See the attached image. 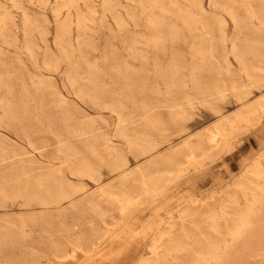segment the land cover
I'll use <instances>...</instances> for the list:
<instances>
[{
    "label": "rangeland",
    "instance_id": "obj_1",
    "mask_svg": "<svg viewBox=\"0 0 264 264\" xmlns=\"http://www.w3.org/2000/svg\"><path fill=\"white\" fill-rule=\"evenodd\" d=\"M222 2L234 11L237 24L224 11L211 7L209 0L191 4L187 0H0V182L1 176L24 168L35 176L49 172L54 180L59 179L56 172L60 170L64 180L83 186L80 195L60 206L39 205L33 198L42 193L33 187L10 201L0 198V264H264V111H260L264 110V70L257 73V82L245 73L248 67L264 65V26L259 23L264 21V0ZM172 3L188 11L192 20L205 18L211 31L199 35L185 28L174 18ZM236 39L239 43L255 40L261 47L241 62L240 53L231 47ZM204 47L213 51V67L210 74L200 73L198 81L200 87L210 85L213 96L209 101L200 97L192 80L195 53ZM175 62L183 64L184 92L169 83ZM76 64L79 73L97 76L111 109L76 98L67 83L68 69ZM142 83L148 88L147 111L137 90ZM81 84L89 86L86 80ZM40 85L45 89L43 104L38 102ZM251 105L259 106L250 109ZM118 108L125 124L114 111ZM244 108L250 115L248 110L241 113ZM184 113L183 119L176 117ZM240 114L247 116L237 119ZM65 118L78 126L76 133H62L60 123ZM86 123L92 124L91 135L99 144H106L114 157L127 161L123 171L113 172L91 157L88 147L93 137L81 128ZM217 129L221 136L215 142L212 135ZM137 133L148 134L157 149L146 156L133 152L130 140ZM60 134L66 135L81 161L87 159L97 167L100 183L70 176L65 155L59 151ZM30 141L35 143L31 146ZM127 174L135 179L133 184L125 183ZM144 180L156 183L145 188ZM31 181L4 183L17 188ZM127 196L133 198L130 203L124 200ZM91 201L105 215L91 211L86 206ZM185 210L190 219H180ZM117 223H136L129 234L140 241L110 244L113 233L125 236V230L117 227L106 233L105 228L112 229ZM101 236L106 243L95 244ZM77 238H84L87 243L82 248L90 251L82 250L73 259L66 257L65 262L53 261L51 241L66 244Z\"/></svg>",
    "mask_w": 264,
    "mask_h": 264
},
{
    "label": "bare ground",
    "instance_id": "obj_2",
    "mask_svg": "<svg viewBox=\"0 0 264 264\" xmlns=\"http://www.w3.org/2000/svg\"><path fill=\"white\" fill-rule=\"evenodd\" d=\"M176 1V0H175ZM187 1H190V4H191V2H194V0H187ZM171 2V1H170ZM249 2V1H248ZM250 2H251V0H250ZM65 3V2H64ZM69 3H70V1H69ZM72 3V2H71ZM251 4V3H250ZM61 5V4H60ZM189 5V4H188ZM209 5L211 6V7H213V8H215V9H218V10H222V11H224L225 13H227L228 15H230L232 18V21H233V19H235V23L237 24V22H236V16L235 15H233L234 13V11L232 12L231 10V7H229L226 3H223L222 2V0H209ZM172 6L174 7V11H173V16H174V18H177L178 20H180L181 22H182V24L185 26V28H187V29H189V30H195L196 31V33H198L199 35L201 34V32H203V31H211V28H212V26H211V24L209 23V21H207L205 18H201V19H199V20H192V19H190V16H189V13H187V12H185L184 10H182V8L179 6V4L178 3H172ZM195 6V5H194ZM57 7V6H56ZM65 7V6H64ZM59 8V7H58ZM160 8V4H159V2H158V9ZM192 8H194L193 6H192ZM252 9V8H251ZM57 10V9H56ZM56 10H55V12H56ZM260 10V9H259ZM59 11V9L57 10V13H59L58 12ZM163 11V10H162ZM254 11V10H253ZM54 12V13H55ZM168 12V11H167ZM205 12V11H204ZM5 13V12H4ZM201 14V13H200ZM199 14V15H200ZM205 15H206V13H204ZM203 14V15H204ZM153 16V15H152ZM192 16V15H191ZM196 18H197V15L195 16ZM199 17V16H198ZM257 17L258 16H256V19H257ZM157 18V17H156ZM200 18V17H199ZM155 19V18H154ZM194 19V18H193ZM150 20V19H149ZM221 20V19H220ZM239 20V19H238ZM261 21V20H260ZM151 23V22H150ZM161 23H162V17L161 18H159L158 19V31H160L161 29L159 28V26H161ZM220 23H222L221 21H220ZM224 23V22H223ZM233 23H234V21H233ZM239 23V22H238ZM259 23H261V25H262V27L264 26V21H262V22H259ZM29 25V24H28ZM221 25V24H220ZM3 26H5V25H3ZM152 26H153V23H152ZM155 26V25H154ZM183 26V27H184ZM236 26H238V25H236ZM261 27V26H260ZM261 27V28H262ZM174 28V27H173ZM238 28H240L239 26H238ZM35 35V34H34ZM202 36V35H201ZM210 36V35H209ZM226 37V36H225ZM225 37H223V39L225 38ZM162 39V37H161V35H159L158 36V48L161 46V43H160V40ZM201 39V38H200ZM156 41V40H155ZM225 40H223V42H224ZM226 42V41H225ZM224 42V43H225ZM229 42H230V40H229ZM259 42H262V40L260 41L259 40ZM193 44V43H192ZM264 43H262V46H264L263 45ZM213 46V44H210V46ZM225 45H226V43H225ZM231 46V45H230ZM258 46H260L261 47V45H260V43H258V41H255V40H250V41H248V40H246V41H244V42H240L239 43V39H236V40H234L233 41V43H232V48H233V52L234 53H240V61L241 62H244L245 60H246V58L248 57V55L249 54H251L252 53V55H254V54H257V50H255V49H257V48H260V47H258ZM191 47H193V45H191ZM225 47V46H224ZM211 48V47H210ZM213 48V47H212ZM231 48V49H232ZM226 49V48H225ZM230 49V48H229ZM212 51V50H211ZM211 51H210V49H207V48H203V49H199V50H197L196 51V53H195V59H196V64H195V68H194V72H193V74H192V80L194 81H196V83H194V89H196L197 91H199V94H200V97L202 96V97H204L205 98V100L207 99L208 101L209 100H211V98H212V90H211V87H209L210 85L207 83L206 85H204L203 87H200V84H199V81H198V76L200 75V73H202V72H207V73H209L210 74V71H211V69H212V67H213V65H212V57H213V55H212V53H211ZM262 51V50H261ZM213 52V51H212ZM232 52V51H231ZM176 54V53H175ZM230 54V53H229ZM232 54V53H231ZM64 55H66V54H64ZM225 55V54H224ZM228 55V54H227ZM226 55V56H227ZM234 55V54H233ZM238 56V55H237ZM237 56H234L235 58H237ZM232 57V56H231ZM179 58V57H178ZM214 58V57H213ZM234 58V59H235ZM67 59V58H66ZM65 59V60H66ZM173 59H175V58H173ZM238 59V60H239ZM68 60V59H67ZM215 60V59H214ZM236 60V59H235ZM237 61V60H236ZM69 65V64H68ZM183 67V64L181 63V62H175V64L173 65V67H172V69H171V71H170V74H169V76H168V78H169V83H170V86L171 87H173V88H176V89H178V90H180V91H182V92H184V89L186 88V83L185 82H183V79H184V75L180 72V69ZM48 68V67H47ZM48 69H50V67L48 68ZM55 69V68H54ZM53 69V70H54ZM57 69V68H56ZM77 69H78V66H77V64L76 65H73V66H71V67H69V69H68V71H69V80H68V82L67 83H69V86H70V88L73 90V92H74V94H75V96H76V98H78L80 101H82V102H86V103H91L92 105H94L95 107H97V108H101V109H111V107L113 106V105H111V103L108 101V98L105 96V94H104V92L101 90V88H100V86L98 85V83H97V76L96 75H94V74H92V73H87V74H81V73H79L78 71H77ZM50 70H52V69H50ZM90 70V69H89ZM264 70V65L263 66H261V67H248V68H246L245 69V73H246V75L248 76V78L249 79H251V81H254V82H257L259 79H258V77H257V73H259V72H261V71H263ZM158 71V70H157ZM45 72V71H44ZM56 72V71H55ZM166 72H167V69H166ZM229 72V71H228ZM242 72V71H241ZM243 72H244V70H243ZM157 73V72H156ZM161 73V72H160ZM244 73V74H245ZM228 74V73H227ZM243 75V74H242ZM162 76V75H161ZM166 76H167V73H166ZM246 76V77H247ZM105 77H107V76H105ZM157 77H159L158 75H157ZM204 77V76H203ZM163 78V77H162ZM162 78H161V81H162ZM159 79V78H158ZM166 79H167V77H166ZM247 79V78H246ZM81 80H86L88 83H89V86L88 87H86V86H83L82 84H81ZM160 80V79H159ZM164 80H165V78H164ZM129 82H131V79H129L128 80ZM225 84V83H224ZM208 85V86H207ZM234 86V85H233ZM137 88H139V89H137L138 90V92H139V95H140V97H141V105H142V108L145 110V111H147L149 108H150V103L147 101V99H148V88H147V86H146V84L145 83H142V84H140V85H138L137 86ZM37 90H38V94H39V103L40 104H43V102H44V96H45V93H44V91H45V89H43L42 87H41V85L40 86H38L37 87ZM170 90H171V88H170ZM124 92H125V90H123ZM132 91V90H131ZM169 91V90H168ZM248 92V91H247ZM217 93V92H216ZM222 93V89H219V91H218V94L220 95ZM59 95V94H58ZM172 95V94H171ZM238 95V94H237ZM61 96V95H60ZM127 96V95H126ZM55 97V96H54ZM170 97V96H169ZM61 98V97H60ZM63 98V97H62ZM130 99V98H129ZM225 99V98H224ZM237 99V98H236ZM242 100V99H241ZM245 100V99H244ZM129 101H132V100H129ZM259 102V101H258ZM64 103V102H63ZM256 103V102H255ZM259 103H261V100H260V102ZM263 104H264V102H263ZM209 105V104H208ZM253 105V104H252ZM250 106V109L252 108V107H254V106ZM136 106V105H135ZM256 106V105H255ZM259 106V105H258ZM258 106H256V108L258 107ZM137 107V106H136ZM248 107V106H247ZM255 108V107H254ZM255 108V109H256ZM260 108H261V105H260ZM259 108V109H260ZM4 109V108H3ZM37 109V108H36ZM245 109V108H244ZM263 109H264V105H263ZM247 110H248V108H247ZM246 109H245V112H241V113H246V111H247ZM253 110V109H252ZM2 111V110H1ZM7 111L8 110H6V113H4L5 115H4V117H6V114H8L7 113ZM37 111V110H36ZM79 111V110H78ZM83 111V110H82ZM115 112H117L118 114H119V116H120V120H121V123L122 124H125V122H126V119H125V117L123 116V114L121 113L122 111L121 110H119V108L118 109H116V110H114ZM244 111V110H243ZM251 111V110H250ZM260 111H262L261 113H263V111L264 110H260ZM2 112H5V110L4 111H2ZM253 112L255 113L256 112V110L254 111L253 110ZM257 112H259L258 110H257ZM240 113V112H239ZM252 113V112H251ZM236 114V113H235ZM247 114V113H246ZM246 114H243V115H241L240 114V117L241 116H247V115H250L249 114V110H248V114L246 115ZM256 114H258V113H256ZM11 116H12V114H10ZM252 115V114H251ZM254 115V114H253ZM252 115V116H253ZM232 116V115H231ZM8 118H9V115L7 116ZM177 118H179V119H183L184 117H185V113H184V115H182V114H178L177 116H176ZM230 117V116H229ZM237 117H238V115H237ZM249 117V116H248ZM1 118V117H0ZM3 118V117H2ZM2 118H1V120H2ZM7 118V119H8ZM236 118V117H235ZM247 118V117H246ZM5 119V118H4ZM16 119V118H15ZM86 119H88V118H86ZM118 119V118H117ZM227 119V118H226ZM237 119H242V117L241 118H237ZM237 119H235L236 121H237ZM72 120V119H71ZM89 120V119H88ZM143 120V119H142ZM244 120V119H243ZM247 120H249V118H247ZM16 121V120H15ZM239 121V120H238ZM245 121V120H244ZM8 122V121H7ZM11 122V121H10ZM13 122V121H12ZM146 122V121H145ZM222 122H224V121H222ZM225 122H227L226 120H225ZM16 123V122H15ZM18 123V122H17ZM45 123V122H44ZM233 123H235V122H233ZM237 123H239V122H237ZM14 124V123H13ZM145 124H147V123H145ZM219 124V123H218ZM223 124V123H222ZM227 124V123H226ZM229 124V123H228ZM240 124V123H239ZM245 124V123H244ZM55 125V123H53V122H51L50 123V126L51 127H53ZM217 125V124H216ZM230 125V124H229ZM242 125V124H241ZM222 126V125H221ZM221 126H220V128H221ZM234 126V125H233ZM14 127V126H13ZM226 127V126H225ZM225 127H223V128H225ZM236 127V126H235ZM60 128H61V131H62V133H64V134H67V133H76L78 130H79V128H78V126H76V125H74V124H72V123H70L66 118L65 119H62L61 120V123H60ZM81 128L83 129V130H86L87 132H88V136H89V138H92V140H91V142L89 143V153L91 154V157L93 156V157H95L98 161H99V163L102 165V166H104V167H106V168H108L109 170H113V172H115V171H123L126 167H127V165H128V163H127V161H125V160H123V159H120V158H116V156L114 157L113 156V153H112V151H111V149L106 145V144H104V145H101V144H99V142L96 140V137H94V136H92L91 135V133H92V124L91 123H86V124H84V125H82L81 126ZM227 128V127H226ZM225 128V129H226ZM123 129L124 130H126L125 128H124V126H123ZM159 129V128H158ZM219 129V128H218ZM217 129V130H218ZM230 129H231V126H230ZM240 129V128H239ZM213 130V129H212ZM216 131V130H215ZM221 131H224V129H221ZM226 131V130H225ZM224 131V132H225ZM233 131V130H232ZM232 131H231V133H232ZM237 131V130H236ZM240 131V130H239ZM45 133V132H44ZM208 133V132H207ZM211 133H213V132H211ZM228 133V132H227ZM121 134H122V132H121ZM120 134V135H121ZM222 134H223V132H222ZM120 135H119V137H120ZM237 135V134H236ZM197 136V135H196ZM211 136V135H210ZM212 136H213V138H212ZM211 136V138H212V140L214 141V140H218V138L221 136V133L219 132V130H218V132L215 134V136L214 135H212ZM224 136V135H223ZM229 136V135H228ZM57 137H58V139H59V141H60V143H61V147H60V152L62 153V154H64L65 155V160L64 161H66L67 163H68V168H69V173H70V176L72 175V176H74L75 178L77 177V178H88V180L90 179V181L91 182H95V183H100L101 182V180H102V175L100 174V172H99V170L97 169V167L92 163V162H87L86 160H84V161H81V159L80 158H78V155H79V153H78V151L77 150H75L74 148H73V146L71 145V144H68V142H67V139H66V135H62V134H60V135H57ZM225 137V136H224ZM230 137V136H229ZM231 137H233L232 135H231ZM193 138V137H192ZM226 138V137H225ZM228 138V137H227ZM79 139V138H78ZM127 139H130V138H127ZM221 139V138H220ZM230 139V138H229ZM191 140V139H190ZM202 140V139H201ZM211 139H210V141H212ZM217 140L215 141V142H217ZM222 140H224L223 139V137H222ZM228 140V139H227ZM208 141V140H207ZM206 141V142H207ZM210 141H209V143H210ZM35 143V141H30V144H31V146L33 145ZM59 143V144H60ZM110 143V142H109ZM203 143H205V142H203ZM225 143H227L226 141H225ZM229 143H231V142H229ZM189 144V143H188ZM187 144V145H188ZM208 144V143H207ZM212 144V143H211ZM213 144H214V142H213ZM191 145V144H190ZM210 145V144H209ZM218 145V144H217ZM60 146V145H59ZM200 146V145H199ZM219 146V145H218ZM85 147V146H84ZM157 147H158V145L151 139V137L148 135V134H141V133H137L135 136H132L131 137V140H130V147L129 148H131V150L133 151V152H135V153H137V154H139V155H141V156H146V155H149V154H151L152 152H154L156 149H157ZM192 147V146H191ZM195 147V146H194ZM197 147H198V145H197ZM128 148V149H129ZM181 148V147H180ZM184 148V147H183ZM227 148H228V146H227ZM179 149V148H178ZM189 149V148H188ZM193 149V148H192ZM199 149H201V146L199 147ZM217 149H218V147H217ZM191 150V149H190ZM225 150V149H224ZM197 152H198V149L196 150ZM204 151V150H203ZM203 151H201V152H203ZM188 152V151H187ZM193 152V151H192ZM194 152H195V149H194ZM220 152V151H219ZM196 153V152H195ZM4 154V153H3ZM173 154H175V152H173ZM172 155V154H171ZM180 155V154H179ZM185 155V154H184ZM194 155V154H193ZM63 156V155H62ZM173 156V155H172ZM175 156H177V155H175ZM195 156V155H194ZM194 156H193V158H194ZM160 157H161V155H160ZM168 157V156H167ZM181 157H183V156H181ZM187 157V156H186ZM114 158V159H113ZM175 158H177L178 159V157H175ZM188 158V157H187ZM191 158V157H190ZM192 158V159H193ZM196 158V157H195ZM205 158V157H204ZM184 159V158H183ZM153 160V159H152ZM151 160V161H152ZM156 161H157V159H155ZM159 160V159H158ZM167 160V159H166ZM185 160H187L186 158H185ZM189 160L190 159H188V163L190 164V163H193V162H189ZM195 160V162H196V159H194ZM198 160V159H197ZM202 160V159H201ZM193 161V160H192ZM154 162V161H153ZM152 162V163H153ZM163 162V161H162ZM165 162V161H164ZM163 162V163H164ZM172 162H174V161H172ZM176 163L175 164H178L177 163V161H175ZM162 163V165H163V167H164V165L165 164H163ZM156 164V163H155ZM159 164V163H158ZM167 164H168V162H167ZM167 164H166V166H167ZM189 164H188V166H189ZM197 164V163H196ZM260 164V163H259ZM67 165V164H66ZM152 165V164H151ZM154 165V164H153ZM172 165V164H171ZM170 165V166H171ZM181 165V164H180ZM33 166V165H32ZM149 166V165H148ZM155 166H157V165H155ZM175 166H177V165H175ZM179 166V165H178ZM188 167L187 166V164L186 165H184V167ZM195 166V165H194ZM191 167H192V165H191ZM147 168V167H146ZM179 168H180V166H179ZM179 168H177V169H179ZM194 168V167H193ZM10 169V168H9ZM13 169V168H12ZM140 169V168H139ZM141 170V169H140ZM149 170H150V168H149ZM180 171V170H179ZM181 171H182V169H181ZM4 172H6V171H4ZM148 172V171H147ZM56 173H58L59 174V179L58 180H54V179H52V176L54 175V174H50L49 172L48 173H45V174H41V175H37V176H35L36 175V173H35V175H31V173L27 170V169H22V170H14L13 172H11V173H9V174H5L4 176H1V179H3L2 180V182H0V198H4V199H6V200H9V199H13L14 198V195H16V194H18V193H21V192H25V191H30V189L33 187V188H37V190H40V192L42 193V196L41 197H38V196H34V194L32 195L31 193L29 194V195H31V196H34L35 198H33V199H35L37 202H38V204L39 205H42L43 207L44 206H48V207H52V205H56V206H60V204H62V203H64L65 201L67 202V201H72L76 196H78V195H80V193L83 191V186L82 187H80L82 184H80V186L77 184V186L74 184H72L71 183V181H68L67 179H65L64 180V177H63V175H62V171H60V170H58V172H56ZM110 173H111V171H110ZM141 173V172H140ZM143 173V172H142ZM166 173V172H165ZM164 173V174H165ZM112 174V173H111ZM114 174V173H113ZM144 174V173H143ZM169 174V173H168ZM155 175V174H154ZM144 176V175H143ZM260 176V175H259ZM258 176V177H259ZM263 176V175H262ZM262 176H260V178L262 177ZM123 177H125V175L123 176ZM25 178H27V179H31L32 181L31 182H29V183H25L24 184V186L23 187H21V186H18L17 188H10V186H8V185H6L5 183L6 182H10V181H12V179H15V181L16 180H18V182H21V181H23V179H25ZM125 179V183L127 184V185H129V184H133L134 182H135V179L134 178H132L131 176H128V174L126 175V177L124 178ZM123 179V180H124ZM144 179V178H143ZM151 179V178H150ZM54 180V181H53ZM121 180V179H120ZM122 180V181H123ZM263 180V179H262ZM117 181V180H116ZM119 181V180H118ZM5 182V183H4ZM26 182V181H25ZM114 183V182H113ZM155 184L156 183V181H151L150 182V180L149 181H145L144 180V182L142 183V185L143 186H145V185H148V184ZM16 184H18V183H16ZM20 184H22V183H20ZM169 183H167V185H168ZM112 185V184H111ZM122 185V184H121ZM120 185V186H121ZM252 185V184H251ZM147 186H145V188H146ZM9 188V189H8ZM21 188V190H19ZM106 188V187H105ZM121 188H123V187H121ZM144 188V187H143ZM101 189V188H100ZM114 189H116V188H114ZM85 190V189H84ZM119 189H117V191H118ZM148 190V189H147ZM34 191H36V189H34ZM105 192H106V190H104ZM112 191H114L113 189H112ZM145 191V190H144ZM154 191V190H153ZM38 193H39V191H37ZM85 192V191H84ZM108 192L110 193L111 191H109V188H108ZM108 192H106V193H108ZM146 192V191H145ZM250 192V191H249ZM98 193H100V192H98ZM104 193V192H103ZM147 193V192H146ZM156 193V192H155ZM247 193V192H246ZM253 193H255V192H253ZM40 194V193H39ZM101 194H102V192H101ZM147 194H149V193H147ZM256 194V193H255ZM20 195V194H19ZM41 195V194H40ZM125 195V194H124ZM150 195V194H149ZM153 195H155V194H153ZM246 195V194H245ZM18 196V195H17ZM17 196H15L16 197V199L18 198ZM24 196V195H23ZM103 196V195H102ZM110 196V195H109ZM123 196V195H122ZM142 196V195H141ZM146 196V195H145ZM248 196V195H247ZM257 196V195H256ZM21 197V196H20ZM104 197V196H103ZM118 197H120V195H118ZM26 198V197H25ZM31 198V199H32ZM111 198V197H110ZM113 198V197H112ZM116 198V197H115ZM138 198V197H137ZM136 198V199H137ZM151 198V197H150ZM155 198H157V197H155ZM257 198V197H256ZM28 199H30V196H29V198ZM28 199L26 200L27 202H28ZM30 199V200H31ZM114 199V198H113ZM118 199V198H117ZM132 196H127V197H125L124 198V200L125 201H127V203H130L131 201H132ZM139 199V198H138ZM230 199V198H229ZM247 199V198H246ZM119 200V199H118ZM117 200V201H118ZM121 200V199H120ZM135 200V199H134ZM139 200H141V199H139ZM255 200V199H254ZM10 201V200H9ZM18 201V200H17ZM113 201V200H112ZM32 202V201H31ZM81 202V201H80ZM113 202H115V201H113ZM123 202V201H122ZM137 202H139V201H137L136 200V203ZM78 203V202H77ZM116 203V202H115ZM124 203V202H123ZM248 203H249V201H248ZM4 204V203H3ZM82 204H84V203H82ZM81 204V205H82ZM133 205H135V202L134 203H132ZM28 205H29V203H28ZM50 205V206H49ZM41 206V207H42ZM86 206L91 210V211H93L94 213H99L100 215H105L104 213H102L101 211H100V207H99V205H98V203H96V202H93V201H91V202H88L87 204H86ZM125 206V205H124ZM137 206V205H136ZM139 206V205H138ZM129 207H132V206H129ZM134 207V206H133ZM3 208V207H2ZM47 208V207H46ZM74 208H75V206H74ZM122 208H124V207H122ZM126 208V207H125ZM250 208V207H249ZM252 208V207H251ZM126 209H128V208H126ZM247 209H248V207H247ZM65 210V209H64ZM75 210V209H74ZM121 210H123V209H121ZM121 210L120 211H118V212H121ZM133 210V209H132ZM168 211V210H167ZM221 211V210H220ZM61 212V211H60ZM59 212V213H60ZM124 212H126V211H124ZM124 212H123V214H124ZM243 212V211H242ZM133 213V212H132ZM61 214V213H60ZM88 214V213H87ZM153 214V213H152ZM172 214V213H171ZM244 214V213H243ZM132 215V214H131ZM154 215V214H153ZM191 214H189V213H187V211L185 210V211H183L182 213H180V219H186L187 220V218L190 216ZM172 216V215H171ZM194 216V215H193ZM29 217V216H28ZM104 217V216H103ZM126 217V216H125ZM152 217V216H151ZM170 217V216H169ZM195 217V216H194ZM193 217V218H194ZM36 218V217H35ZM61 218V217H60ZM155 218V217H154ZM171 218V217H170ZM191 217H189V219H190ZM172 220V219H171ZM49 221H51V220H49ZM54 221V220H53ZM156 222H157V220H156ZM159 222V221H158ZM8 223V222H7ZM6 223V224H7ZM62 223H63V221H62ZM103 224H105V223H103ZM122 223H117L116 225H114L115 227V229L114 228H112V229H109V228H105V231H106V233H108V232H111V231H114V230H116V227L117 228H122L123 230H125V236L126 235H128V238L127 237H123L122 235H119V236H114V233L112 234L113 236L111 237V240H110V244H117V245H120V244H123V243H129V244H131L132 242H133V239H134V237H133V239H132V237H131V235L129 234V233H133L134 232V230H135V226L134 225H136V223L134 224V225H131V224H126L125 226H120ZM227 224V223H226ZM10 225V224H9ZM106 225V224H105ZM175 224H173L172 226H174ZM108 226V225H107ZM248 226V225H247ZM50 227V226H49ZM48 227V228H49ZM109 227V226H108ZM140 227H141V225H140ZM23 228V227H22ZM111 228V227H110ZM159 227H157V229H158ZM235 228V227H234ZM156 229V228H155ZM172 229H173V227H172ZM183 229V228H182ZM197 229V228H196ZM237 229V228H236ZM235 229V230H236ZM18 230V229H17ZM119 230V229H118ZM231 230H234V229H231ZM234 230V231H235ZM51 231V230H50ZM233 231V232H234ZM136 232V231H135ZM143 232V231H142ZM169 232V231H168ZM231 232V231H230ZM167 233V232H166ZM166 233H162L161 234V236H163V237H165L167 234ZM232 233V232H231ZM235 233H236V231H235ZM234 233V234H235ZM123 234V233H122ZM233 234V233H232ZM109 234H107L106 236H108ZM116 235V234H115ZM122 236V237H121ZM51 237V236H50ZM163 237H161V239L163 238ZM234 238H236V237H234ZM97 239V241H96V243L95 244H98V245H101V244H103V243H106V242H103V241H105V239L103 238V236H101V237H97L96 238ZM135 239H137L138 240V237L137 238H135ZM134 239V240H135ZM23 240V239H22ZM24 241H25V239H24ZM138 241H140V240H138ZM233 241V240H232ZM234 242H235V240H234ZM25 243V242H24ZM87 243V241L85 242V239L84 238H77V239H70V240H68V242L66 243V244H58V243H56V242H53V241H51L50 242V245H49V249H50V256L51 257H53V261H55V260H57V261H60V260H62L63 259V262H65L64 261V259L66 258V259H68V258H71V259H73V258H75L79 253H80V251H82V250H86V252H88V251H90L89 249L90 248H86V249H83L82 248V244H86ZM94 244V243H93ZM126 244V245H127ZM130 246V245H129ZM137 246H138V244H137ZM137 246H136V248H137ZM71 248V253H68L67 254V248ZM96 247H97V245L95 246V247H93V248H91V249H96ZM230 248V247H229ZM123 250V249H122ZM128 250V249H127ZM152 250H153V247H152ZM2 251V250H1ZM93 251H95V250H93ZM97 251V250H96ZM124 251V250H123ZM153 253H154V251H152ZM151 252V253H152ZM211 252V251H210ZM82 253V252H81ZM152 253V255H155V254H153ZM84 254V253H83ZM84 256H87V254H85ZM119 258V257H118ZM141 258H142V256H141ZM207 258V256L205 257V259ZM55 259V260H54ZM71 259L69 260V261H71ZM143 259V258H142ZM49 260V259H48ZM207 260V259H206ZM75 261V260H74ZM73 261V262H74ZM111 261H113V259L111 260ZM62 262V261H61ZM49 263V262H48ZM57 263V262H56ZM207 263V262H206ZM68 264V263H67Z\"/></svg>",
    "mask_w": 264,
    "mask_h": 264
}]
</instances>
